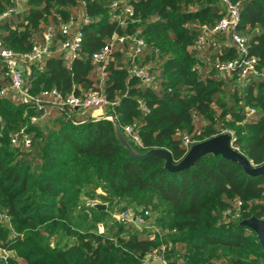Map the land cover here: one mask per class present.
I'll return each mask as SVG.
<instances>
[{"label": "trees", "instance_id": "trees-1", "mask_svg": "<svg viewBox=\"0 0 264 264\" xmlns=\"http://www.w3.org/2000/svg\"><path fill=\"white\" fill-rule=\"evenodd\" d=\"M83 1L92 22L83 28L82 57L68 66L52 48L44 63L31 65L29 92L38 96L56 89L80 96L98 89L92 54L113 35L139 28L147 43L141 64L152 68L157 87L131 78L120 52L102 87L108 101L117 102L109 113L122 126L134 125L144 148L111 120L49 108L45 122L31 125L29 117L39 115L34 107L11 96L0 99V248L17 251L24 264H141L161 245L171 264H264L256 235L241 226L251 217L264 220V176L250 177L238 163L211 154L181 172L170 171L162 155L146 157L163 149L179 165L189 153L182 135L201 143L228 131L254 166L264 165V81L241 86L238 72L228 80L216 72L215 61L236 57L233 47L212 56L208 67H198L194 56L200 27H212L226 14L220 0H126L141 20L126 29L112 20L115 0ZM233 1L241 2L236 31L247 38L249 55L264 74V0ZM15 4L0 0V16ZM76 7L77 0H28L22 12L0 21V40L25 54L54 26L58 41L59 21L66 22ZM8 85L0 62V89ZM22 128L33 139L30 149L11 143ZM235 201L242 203L241 216L226 220L224 213ZM129 208L155 212L162 237L152 240L150 232L111 220V212ZM1 216L8 218L7 225ZM167 231L187 235L173 240L171 249ZM15 259L3 258L0 264H19Z\"/></svg>", "mask_w": 264, "mask_h": 264}, {"label": "built area", "instance_id": "built-area-1", "mask_svg": "<svg viewBox=\"0 0 264 264\" xmlns=\"http://www.w3.org/2000/svg\"><path fill=\"white\" fill-rule=\"evenodd\" d=\"M28 0H16L15 6L9 8L0 16V21L11 15L17 14L22 10ZM220 4L226 11L225 16L214 26H201L200 35L196 39L193 48L195 52L204 53L211 43V37L215 35L227 34L230 38L231 47L234 48L236 57L230 61L214 62L216 72L224 79L230 78L231 74L238 72L240 85H245L248 80L264 81V74L258 68V59L249 55L247 38L238 33L237 26L241 22L240 1L220 0ZM112 20L117 22L123 29L129 25L138 26L141 23L137 17L135 9L126 0H115L110 5ZM92 22L90 16L85 11V2L77 0L75 12L66 22L59 21L60 39L55 41L56 28L48 26L41 39L34 42L31 51L25 54H17L9 49L2 40H0V62L5 65V77L9 81L6 88L0 89V99L12 97L23 104L31 105L39 115L29 117L31 125H38L45 122L51 115L49 108H56L66 115L69 111L86 112L89 110H100L105 112L102 119L113 121L122 135L130 140L135 146L144 148L139 131L134 125H120L117 116L107 113L110 108L113 109L117 102H109L103 91V84L107 77V67L115 62V53L120 52L125 55L126 62L129 64V74L131 78H136L141 85L147 88H156V76L152 68L141 64V56L147 49V43L142 31L137 28L131 33L123 35L115 34L102 47L101 50L92 54V64L98 72L100 86L98 89L88 91L80 96L75 91L68 95H63L56 89L45 90L38 96H33L28 89V75L24 71L25 65L30 69L31 65L42 62V59L51 54L54 48L56 54L67 62L68 66L72 62L82 57V48L84 41L83 28ZM140 108L143 112L149 113V109L144 103ZM255 111L252 110L251 113ZM196 118V117H195ZM231 137L232 148L241 153L239 148L235 147V136L232 132H223ZM222 135V134H221ZM183 146L189 151L199 142L193 137L184 134L181 136ZM11 143L15 147H24L30 149L33 146V139L26 133V128L20 129L11 136ZM95 206V204H94ZM242 203L235 201L233 207L224 213L226 220H238L241 216ZM116 221L123 225H130L138 231H147L151 233L152 240L162 237L163 231L156 224L157 214L150 209L140 208L123 210L114 215ZM1 219L8 218L1 216ZM167 247L161 245L148 252L141 261V264H171L167 258ZM2 259L6 258L8 252L0 248Z\"/></svg>", "mask_w": 264, "mask_h": 264}, {"label": "water", "instance_id": "water-1", "mask_svg": "<svg viewBox=\"0 0 264 264\" xmlns=\"http://www.w3.org/2000/svg\"><path fill=\"white\" fill-rule=\"evenodd\" d=\"M33 78L34 72L31 71L28 79L29 82H31ZM209 154L214 156H222L227 160L238 163L243 168L246 175L250 177L264 176V165L258 167L254 166L253 163L245 155L235 151L232 148L231 137L227 134H222L203 141L197 145H194L189 151L186 158L179 165H175L171 153L163 149L151 150L146 157L162 155L166 158L167 167L170 171L181 172L192 167L197 160ZM96 208L98 210H106L107 206L97 205ZM241 226L248 228L256 235L257 240L264 250V220L258 219L256 217H251L247 220L242 221Z\"/></svg>", "mask_w": 264, "mask_h": 264}, {"label": "crops", "instance_id": "crops-1", "mask_svg": "<svg viewBox=\"0 0 264 264\" xmlns=\"http://www.w3.org/2000/svg\"><path fill=\"white\" fill-rule=\"evenodd\" d=\"M22 7H23V5H22ZM22 11H23V8H22V10L20 12H22ZM229 47H231L230 38H229V36L227 34H223V35L212 36L211 37V43H210V45H208L207 49L208 50L211 49L210 52L214 53V56H215L218 53H220L224 48H229ZM193 50H194V48H193ZM54 53L56 54L55 51H54ZM204 53L195 52V55L199 56V58H200V57H203ZM30 70H31V66H30V69H29L28 66L25 65L24 71L26 72L27 75H28V73H30ZM96 72L97 71H95V74L98 73V72L97 73ZM227 80H228V78H227ZM108 112L109 111L107 110V113ZM104 114H105V112L100 111V110H89V111L80 112V113L78 112V116L79 117L87 119V120H90V119H102V115H104Z\"/></svg>", "mask_w": 264, "mask_h": 264}, {"label": "rangeland", "instance_id": "rangeland-1", "mask_svg": "<svg viewBox=\"0 0 264 264\" xmlns=\"http://www.w3.org/2000/svg\"><path fill=\"white\" fill-rule=\"evenodd\" d=\"M210 45V44H209ZM195 56V59H196V61H197V65H198V67H201L203 64H205V66H210L211 65V63H212V56H214V53H211L208 49L206 50V52L204 53V55H203V57H200L199 58V56H196V55H194ZM47 57L48 56H46V57H44L43 59H42V62H40V64H42V63H44L45 62V60L47 59ZM208 64V65H207ZM156 75H157V73H155ZM29 78V77H28ZM71 114H73V113H71ZM88 114V113H87ZM202 125H203V123H202ZM204 126V125H203ZM97 205H105V204H101V203H96L95 204V206H97ZM106 206V205H105ZM116 213L117 212H111V216H110V218H111V220H113V218H114V215H116ZM5 221V223H6V225H7V219H5L4 220ZM104 231H105V228H104V225L103 224H100L99 225V232L100 233H104ZM167 234L165 235L166 237H165V239L167 240V242L169 243V246H170V248L172 249L173 247H174V245H173V240H176V239H178V238H180V237H182V236H186L187 235V233L185 232V233H176V232H173V233H168V231L166 232ZM177 247H179V246H177ZM17 256H19L18 255V252L16 251V252H8V255H7V257L6 258H8V257H16V261H18V263L19 264H24L23 262H22V260H20ZM245 256V255H244ZM2 259V254L0 253V260ZM209 264H221L220 262H216L215 260H212Z\"/></svg>", "mask_w": 264, "mask_h": 264}]
</instances>
